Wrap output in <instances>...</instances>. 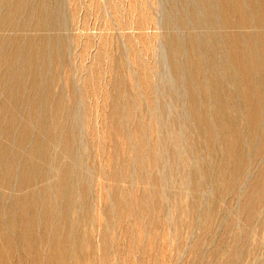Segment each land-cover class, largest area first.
<instances>
[{
  "label": "rangeland",
  "instance_id": "1",
  "mask_svg": "<svg viewBox=\"0 0 264 264\" xmlns=\"http://www.w3.org/2000/svg\"><path fill=\"white\" fill-rule=\"evenodd\" d=\"M230 5L226 0H0V168L11 172L15 189L24 162L44 159L38 169L46 174L37 170L39 176L45 185L55 178L51 184L54 191L60 184L61 194L51 193L53 212L51 191L44 190L28 224H49L54 216L50 224H75L71 232L81 259L71 255L69 264H264V56H259L264 45L243 40L253 59L244 62L246 76L230 60L233 48L224 38L264 34V1L239 0L232 12ZM239 12L252 19L249 27H237ZM37 136L43 141L35 142ZM24 188L6 191L11 218L19 206L13 198ZM31 261L15 253L0 264H41Z\"/></svg>",
  "mask_w": 264,
  "mask_h": 264
},
{
  "label": "bare ground",
  "instance_id": "2",
  "mask_svg": "<svg viewBox=\"0 0 264 264\" xmlns=\"http://www.w3.org/2000/svg\"><path fill=\"white\" fill-rule=\"evenodd\" d=\"M115 1V0H114ZM227 2H230V12H232L235 8H233V7H240L239 6V0H226ZM257 1V0H256ZM264 1V0H263ZM20 2V1H19ZM58 2V1H57ZM9 3H11V2H9ZM18 3V2H17ZM21 3V2H20ZM19 3V4H20ZM29 3V2H28ZM48 3V2H47ZM109 3V2H108ZM24 4V3H23ZM23 4H21V6L23 5ZM25 4H27V3H25ZM24 4V5H25ZM55 4V3H54ZM18 5V4H17ZM112 5V4H111ZM12 6H14V5H12ZM28 6V5H27ZM50 6V5H49ZM52 6V5H51ZM10 7V6H9ZM8 7V8H9ZM24 7H26V6H24ZM12 7H10V9H11ZM29 8H32L31 7V4H30V7ZM28 8V9H29ZM18 9V8H17ZM36 9V8H35ZM40 9H41V7H40ZM39 9V10H40ZM259 9H261V10H263V8H256L255 10H257L258 12H259ZM27 10V9H26ZM37 10V9H36ZM44 10V9H43ZM112 10V9H111ZM184 10V9H183ZM217 10V9H216ZM13 11V10H12ZM22 11V10H21ZM30 11V10H29ZM3 12V11H2ZM17 11H15V13H16ZM20 12V11H19ZM28 12V11H27ZM185 12V11H184ZM189 12V11H188ZM8 13H10V10L8 11ZM13 13V12H12ZM22 13V12H21ZM24 13V12H23ZM22 13V14H23ZM29 13V12H28ZM31 13V12H30ZM42 13H44V12H42ZM223 13H225V12H223ZM226 13H228V12H226ZM250 13V12H249ZM26 14V13H25ZM238 14H240L241 15V17L239 18L240 20H239V25H237V27H240V28H246V27H249V25H250V22L252 21V19L249 17V19L247 18V15H245L246 13L245 12H239ZM11 16H12V14H10ZM9 15V16H10ZM29 15V14H28ZM44 15H45V13H44ZM19 16V15H18ZM41 16L42 15H40L39 17L41 18ZM47 16V15H46ZM258 16V15H257ZM12 18V17H11ZM15 18V17H14ZM185 18H186V16H185ZM5 19V18H4ZM25 19V18H24ZM31 19V18H30ZM35 19V18H34ZM38 19V18H37ZM46 19V18H45ZM52 19V18H51ZM50 19V20H51ZM187 19V18H186ZM39 20V19H38ZM37 20V21H38ZM43 20V19H42ZM48 20V19H47ZM49 20V21H50ZM9 21V20H8ZM19 21H20V19H19ZM36 21V20H35ZM154 21V20H153ZM26 22V21H25ZM40 22V21H39ZM39 22H38V24H39ZM260 22H262V23H264V21H260ZM29 23V22H28ZM198 23V22H197ZM200 23V22H199ZM225 40H227V46H231L232 48H233V50H232V54H231V56H230V60L236 65V66H238L239 68H240V71L241 72H244V74L246 75V76H250V73H249V71H248V69L246 68V66H245V64H244V62L247 60V58L249 59V60H253L252 58H249V57H247L251 52H252V50H251V48L249 47V46H247V44L246 43H244L243 42V40L244 39H250V38H254V40H257V41H259V44H262V46L264 45V34H262V33H260V34H255V35H253V34H251V33H247V31L246 32H242V33H232V34H227L225 37ZM19 39V38H18ZM25 39V38H24ZM27 39V38H26ZM22 40H23V38H22ZM29 40V39H28ZM145 41V40H144ZM19 42V41H18ZM23 42V41H22ZM25 42L27 43V42H29V41H26L25 40ZM32 42V41H31ZM35 42V41H34ZM45 42V41H44ZM47 42V41H46ZM1 43V42H0ZM20 43H21V41H20ZM30 43V42H29ZM52 43V42H51ZM176 43V42H175ZM19 44V43H18ZM33 44V43H32ZM43 44V43H42ZM26 45V44H25ZM24 44L22 45V46H25ZM28 45V44H27ZM177 45H178V43H177ZM18 46V45H17ZM17 46H15V47H17ZM31 46V45H30ZM41 46H43L44 47V45H41ZM47 46V45H46ZM45 46V47H46ZM1 47V46H0ZM4 45H3V50H4ZM20 47V46H19ZM28 47V46H27ZM26 47V48H27ZM34 47V45L32 46V48ZM52 47V46H51ZM36 48V47H35ZM35 48H33V49H35ZM53 48V47H52ZM55 48H56V46H55ZM174 48V47H173ZM2 49V48H1ZM11 49H12V47H10V51H11ZM21 49H22V47H21ZM37 49V48H36ZM40 49V48H39ZM38 49V50H39ZM44 49V48H43ZM162 49V48H161ZM177 49V47L175 48V50ZM183 49V48H182ZM6 50V49H5ZM26 50V49H25ZM51 50V49H50ZM12 51H14V50H12ZM18 51V50H17ZM21 51V50H20ZM24 51V50H23ZM27 51V50H26ZM39 51H41V50H39ZM179 51V50H178ZM33 52V51H32ZM34 52L36 53V51L34 50ZM42 52V51H41ZM58 52V51H57ZM260 52V54H259V56H261V57H263L264 56V51L263 50H261V51H259ZM14 53H16V50H15V52ZM23 53V52H22ZM30 53H31V51H30ZM7 54V53H6ZM12 54H13V52H12ZM36 54H39V53H36ZM3 55V54H2ZM9 55V54H8ZM16 55V54H15ZM27 55V54H26ZM251 55H253V54H251ZM1 56V55H0ZM20 56V55H19ZM40 56V55H39ZM42 56V55H41ZM32 57H35V54H33L32 55ZM45 57H46V55H45ZM12 58H15V57H12ZM22 58H23V56H22ZM30 58H31V56H30ZM37 58V57H36ZM3 59V58H2ZM1 58H0V60H2ZM8 59V58H7ZM42 59V58H41ZM43 59H45V58H43ZM4 60H5V58H4ZM10 60H11V57H10ZM29 60V59H28ZM36 60V59H35ZM38 60H40V59H38ZM192 60V59H191ZM8 61V60H7ZM14 61V60H13ZM12 61V62H13ZM15 61H16V59H15ZM32 61V60H31ZM45 61H46V59H45ZM35 62V61H34ZM37 62V61H36ZM40 62H42L43 63V61H40ZM50 62V61H49ZM176 62V61H175ZM10 63V62H9ZM33 63V62H32ZM11 64V63H10ZM21 64V63H20ZM5 65V64H4ZM4 65H3V67H4ZM13 65V64H12ZM34 65V64H33ZM179 65V64H178ZM251 65H252V63H251ZM11 66V65H10ZM21 65H19V67H20ZM24 66H25V64H24ZM30 66V65H29ZM176 66V65H175ZM181 66V65H180ZM184 66V65H183ZM12 67V70H14L15 68H13L14 66H11ZM23 66H21L20 68H22ZM178 67V66H177ZM30 68V67H29ZM36 67L34 66V69H32L33 71H35L36 69H35ZM39 68V67H38ZM38 68H37V70H38ZM45 68H46V66H45ZM51 68V67H50ZM4 69H6L5 67H4ZM3 69V70H4ZM19 69V68H18ZM256 69V68H255ZM2 70V69H1ZM44 70V69H43ZM49 70V69H48ZM180 70V69H179ZM8 71V70H7ZM10 71H11V69H10ZM16 71V73H17V70H15ZM28 71V70H27ZM40 71V70H39ZM35 72H37V71H35ZM43 72V71H42ZM45 72V71H44ZM1 73V72H0ZM11 73V72H10ZM12 73H14V72H12ZM22 73V72H21ZM32 73V72H31ZM25 74V73H24ZM38 75H39V73H37ZM12 75V74H11ZM16 75V74H15ZM15 75H12V76H15ZM26 75H28V74H26ZM34 75V74H33ZM37 75V76H38ZM42 75H44L43 73H41L40 74V76H42ZM4 76H8L6 73H5V75ZM9 76H10V74H9ZM23 77V76H22ZM36 77V76H35ZM203 77V76H202ZM4 78V77H3ZM9 78V77H8ZM15 79H17V76H15L14 77ZM24 79H25V77H23ZM38 78H39V76H38ZM43 78V77H42ZM41 78V79H42ZM7 79V78H6ZM19 79H21V78H19ZM29 79V78H28ZM36 79V78H35ZM2 80V79H1ZM0 80V81H1ZM4 80V79H3ZM13 80V82L15 81L14 79H12ZM11 80V81H12ZM26 80H27V78H26ZM10 81V82H11ZM21 81H23L22 79H21ZM36 81V80H35ZM195 81V80H194ZM261 81V80H260ZM3 82V81H2ZM2 82H1V84H2ZM5 82V81H4ZM18 82V81H17ZM30 82V81H29ZM34 82V81H33ZM23 83H24V81H23ZM27 84H28V82H26ZM31 83V82H30ZM29 83V84H30ZM43 82H41V84H42ZM196 83V82H195ZM5 84V83H4ZM7 84V83H6ZM10 84H12V82L10 83ZM33 84V83H32ZM35 84H38V82L36 83L35 82ZM9 85V84H8ZM18 85H19V83H18ZM22 85V84H21ZM2 86H4V85H2ZM20 86V85H19ZM39 86V85H38ZM153 86V85H152ZM23 87V86H22ZM31 87V86H30ZM41 87H43V86H41ZM203 87V86H202ZM21 88V87H20ZM1 89V88H0ZM21 89H23V88H21ZM20 89V90H21ZM26 89H28V88H26ZM214 89V88H213ZM30 90V89H29ZM40 90V89H39ZM5 91V90H4ZM10 91H12V89L11 90H9V92ZM26 91V90H25ZM31 91V90H30ZM35 91V90H34ZM36 91H38L37 89H36ZM42 91V90H41ZM144 91V90H143ZM259 91V90H258ZM2 92V91H1ZM7 92V91H6ZM5 92V93H6ZM16 92V91H15ZM15 92H11V93H15ZM23 92V91H22ZM27 92V91H26ZM29 92V91H28ZM28 92H27V94H28ZM39 92V91H38ZM208 92V91H207ZM263 92V91H262ZM4 93V92H3ZM31 93V92H30ZM7 94H9L10 95V93H7ZM12 94V95H13ZM35 94V93H34ZM37 94V93H36ZM44 94V93H43ZM53 94V93H52ZM19 95V94H18ZM41 95V94H40ZM5 96H7V95H5ZM11 96V95H10ZM20 96H22V95H19V97ZM30 96V95H29ZM28 96V97H29ZM13 97H15V96H13ZM18 97V98H19ZM23 97H25V96H23ZM149 97V96H148ZM196 97V96H195ZM194 97V98H195ZM9 98V97H8ZM17 98V99H18ZM30 98V97H29ZM32 98V97H31ZM30 98V99H31ZM12 99H14V98H12ZM16 99V98H15ZM16 99V100H17ZM19 99H22V98H19ZM18 99V100H19ZM24 99V98H23ZM35 99V98H34ZM47 99V98H46ZM3 100H6V99H3ZM16 100H15V102H14V104H17L16 103ZM28 100V99H27ZM114 100V99H113ZM23 101V100H22ZM22 101H21V103H22ZM31 101V100H30ZM29 101V102H30ZM50 101V100H49ZM48 101V102H49ZM11 102H13V101H11ZM24 102V101H23ZM34 102V101H33ZM52 102V101H51ZM58 102H60V101H58ZM57 102V103H58ZM0 104H2V103H0ZM4 104H6V103H4ZM3 104V105H4ZM26 104H27V102H26ZM25 103L24 104H22V105H24V107H25V105H26ZM34 104V103H33ZM43 104V103H42ZM46 104H49V103H46ZM54 104V103H53ZM8 105V104H7ZM6 105V106H7ZM13 105V103L11 104V106ZM21 105V104H20ZM20 105L18 106V107H20ZM29 105V104H28ZM32 105V104H31ZM35 105V104H34ZM45 105V104H44ZM57 105V104H56ZM55 105V106H56ZM5 106V107H6ZM15 106V105H14ZM33 106V105H32ZM48 106V105H47ZM53 106V105H52ZM62 106V105H61ZM15 107H17V106H15ZM23 107V106H22ZM31 107V106H30ZM38 107H39V105H38ZM3 108V107H2ZM27 109H28V106L26 107ZM25 108V109H26ZM52 108V107H51ZM58 108V107H57ZM214 108V107H213ZM264 108V107H263ZM5 109V108H4ZM13 109V108H12ZM29 109H31V108H29ZM61 109V108H60ZM233 109V108H232ZM6 110V109H5ZM15 110H17L18 111V108L17 109H15ZM20 110L22 111V109L20 108ZM49 110H50V108H49ZM0 111H2V109L0 110ZM9 111V110H8ZM12 111V110H11ZM25 111V110H24ZM32 111H35V110H32ZM51 111V110H50ZM57 111V110H56ZM62 111V110H61ZM5 112V111H4ZM19 112V111H18ZM17 112V113H18ZM60 112V111H59ZM10 113V112H9ZM26 113H28V112H26ZM31 113L32 112H30V115H31ZM2 114V113H1ZM5 114V113H4ZM10 114H12V113H10ZM44 114V113H43ZM67 114V113H66ZM236 114V113H235ZM6 115V114H5ZM4 115V116H5ZM29 114H27V116H28ZM42 115V114H41ZM49 115V114H48ZM218 115V114H217ZM2 116V115H1ZM0 116V117H1ZM9 116V115H8ZM14 116V115H13ZM16 116H18V114L16 115ZM45 116V115H44ZM57 116V115H56ZM63 116V115H62ZM61 116V117H62ZM215 116V115H214ZM260 116V115H259ZM7 117V116H6ZM10 117V116H9ZM127 117V116H126ZM1 118H3V117H1ZM26 118V117H25ZM29 118V117H28ZM31 118H33V117H31ZM31 118H29V120L31 119ZM72 118V117H71ZM63 119H65V118H63ZM3 120V119H2ZM12 120V118H10V120H8V121H11ZM26 120V119H25ZM35 120V119H34ZM37 120H38V118H37ZM39 120H42V119H39ZM44 120V119H43ZM53 120V119H52ZM67 120H68V118H67ZM121 120V119H120ZM5 121H7V120H5ZM5 121H4V123H5ZM17 121H19V120H17ZM58 122H60L59 120H57ZM3 122V121H2ZM23 122H24V120H23ZM26 122V121H25ZM27 122H29L28 120H27ZM32 122V121H31ZM43 122V121H42ZM56 122V121H55ZM61 122H66V121H61ZM70 122V121H69ZM152 122V121H151ZM187 122V121H186ZM33 123V122H32ZM104 123V122H103ZM6 124V123H5ZM5 124H3V125H5ZM7 124H8V122H7ZM10 124V123H9ZM8 124V125H9ZM12 124V123H11ZM10 124V125H11ZM15 124H16V122H15ZM29 124H30V122H29ZM44 124V123H43ZM244 124V123H243ZM23 125H24V123H23ZM28 125V124H27ZM34 125V124H33ZM38 125H40L39 123H38ZM60 125V124H59ZM64 125V124H63ZM2 126V125H1ZM30 126V125H29ZM46 126V125H45ZM50 126V129H51V124L49 125ZM54 126V125H53ZM58 126V125H57ZM6 127H8L7 125H6ZM10 127V126H9ZM19 127H23V126H19ZM41 128H43L42 126H40ZM4 128V127H3ZM25 128H26V125H25ZM49 128V127H48ZM58 128V127H57ZM62 128V127H61ZM60 128V129H61ZM1 129V128H0ZM7 129V128H6ZM6 129H4L5 131H6ZM15 129V128H14ZM14 129H11V130H14ZM24 129V128H23ZM27 129V128H26ZM25 129V130H26ZM45 129H47V127H45ZM45 129H42L43 131L45 130ZM66 129V128H65ZM233 129V128H232ZM21 129H19V131H20ZM24 130V132H26ZM48 130V129H47ZM64 130V129H63ZM239 130V129H238ZM2 131V130H1ZM0 131V132H1ZM9 131V130H8ZM17 131H18V129H17ZM29 131H31V128H30V130ZM60 131V130H59ZM58 131V132H59ZM4 132V131H3ZM2 132V133H3ZM7 132V131H6ZM23 131L21 132V133H24ZM45 132H47V131H45ZM61 132V131H60ZM5 133V132H4ZM11 133H13V132H11ZM11 133H9L8 132V134H10L11 135ZM18 133H20V132H18ZM20 133V135L22 136V138H23V135H25V134H21ZM28 133H31V132H28ZM52 134H53V132H51ZM55 133V132H54ZM57 133V132H56ZM193 133V132H192ZM33 134V133H32ZM34 134H36L35 132H34ZM41 134V133H40ZM63 134V133H62ZM71 134V133H70ZM249 134V133H248ZM26 135H28V134H26ZM31 135V134H30ZM29 135V136H30ZM43 135H45V137L47 138V135L44 133ZM42 135V136H43ZM109 135V134H108ZM151 135V134H150ZM12 136H13V134H12ZM19 136V135H18ZM20 136V137H21ZM136 136V135H135ZM7 137H9V135L7 136ZM25 137V136H24ZM27 137V136H26ZM33 137H35V136H33ZM39 136H37V138H36V140H35V142H37V139L39 140V138H38ZM57 137V136H56ZM69 137V136H68ZM141 137V136H140ZM18 138V137H17ZM22 138H21V140H22ZM29 138V137H28ZM71 138V137H70ZM1 139V138H0ZM25 139V138H24ZM42 139V138H41ZM41 139L39 140V141H41ZM52 139V138H51ZM57 139H59L58 137H57ZM13 140V139H12ZM11 139L10 140H8L9 142H7V143H12V142H10V141H12ZM16 140V142H17V139H15ZM29 140H30V138H29ZM46 139H44V141H45ZM48 140V139H47ZM69 140V139H68ZM92 140V139H91ZM108 140H110V139H108ZM125 140V139H124ZM136 140V139H135ZM32 141H33V138H32ZM38 141V142H39ZM43 141V140H42ZM41 141V142H42ZM49 141V140H48ZM61 141H62V139H61ZM73 141V140H72ZM76 141V140H75ZM123 141V140H122ZM199 141V140H198ZM21 142V141H20ZM29 142V141H28ZM34 142V141H33ZM40 142V143H41ZM51 142V141H50ZM55 141H53V143H54ZM104 142H105V140H104ZM142 142V141H141ZM4 143V142H3ZM25 144H28L27 142H24ZM44 143V142H43ZM52 143V144H53ZM65 143H66V141H65ZM122 143V142H121ZM121 143H120V145H121ZM125 143V142H124ZM203 143V142H202ZM6 144V143H5ZM21 144V143H20ZM20 144H18V145H20ZM23 144V143H22ZM25 144H24V146H25ZM55 144V143H54ZM67 144V143H66ZM69 144V143H68ZM110 144V143H109ZM137 144V143H136ZM9 145V144H8ZM18 145H17V147H18ZM29 146H30V144H28ZM38 145V143L37 144H35V146H37ZM43 145V144H42ZM46 145H47V142H46ZM71 145V144H70ZM2 146H4L3 144H2ZM6 146H7V144H6ZM22 146V145H21ZM28 146V149L30 148ZM34 146V145H33ZM72 146V145H71ZM71 146H70V149H71ZM75 146V145H74ZM74 146H73V148H74ZM137 146V145H136ZM151 146V145H150ZM244 146V145H243ZM16 147V148H17ZM38 147V149H39V147H40V145H38L37 146ZM42 147V146H41ZM67 147V146H66ZM65 147V148H66ZM7 148H8V146H7ZM15 148V149H16ZM33 148H36V147H33ZM43 148V147H42ZM41 148V149H42ZM51 148V147H50ZM49 148V149H50ZM64 148V149H65ZM72 148V149H73ZM197 148V147H196ZM23 149V148H22ZM26 149V148H25ZM37 149V148H36ZM44 149H45V147H44ZM44 149H43V151L42 152H44ZM58 149V148H57ZM108 149V148H107ZM142 149V148H141ZM9 150V149H8ZM17 150H18V148H17ZM21 150V149H20ZM27 150V149H26ZM30 150H31V148H30ZM29 150V151H30ZM47 150V149H46ZM68 149H66V151H67ZM171 150V149H170ZM24 151V150H23ZM32 151H34V150H32ZM40 151V150H39ZM73 151H75V150H73ZM136 151V150H135ZM22 151H20V153H21ZM27 152V151H26ZM25 152V153H26ZM31 152V151H30ZM37 152V151H36ZM35 152V155L37 154ZM70 152V151H69ZM72 152V151H71ZM70 152V153H71ZM201 152V151H200ZM0 153H3V151L1 152L0 151ZM10 153H11V151H10ZM16 153V152H15ZM39 153H41V152H39ZM53 153V152H52ZM74 153V152H73ZM72 153V154H73ZM142 153V152H141ZM5 154V153H4ZM8 154V153H7ZM7 154H5V156L7 155ZM22 154H23V152H22ZM31 155H33L32 153H30ZM47 154H48V152H47ZM39 155V154H38ZM37 155V156H38ZM44 155H46V154H44ZM57 155V154H56ZM138 155V154H137ZM146 155V154H145ZM211 155V154H210ZM2 156H3V154H2ZM12 156V155H11ZM16 155H14L13 157H15ZM39 156H42V155H39ZM47 156V155H46ZM58 156V155H57ZM57 156H55V158H57ZM184 156V155H183ZM4 157V156H3ZM7 157V156H6ZM19 157H20V155H19ZM45 157V156H44ZM48 157V156H47ZM46 157V159H47V161H48V158ZM54 157V156H53ZM139 157V156H138ZM212 157V156H211ZM8 158V157H7ZM17 158V157H16ZM21 158V157H20ZM19 158V159H20ZM37 158V157H36ZM39 158L40 157H38V160H35V156H34V160H32V161H25L24 159V170H23V172H22V177H21V175H20V179L19 180H17L18 182H17V184H16V186H15V189L13 188L14 186H13V184L11 185V183H10V180H11V178H12V174H11V172L8 170V169H5L4 167V165H2V167L3 168H0V261H2V260H4V259H6V258H8V257H10L11 255H13V254H17V255H19L20 257H21V259H31L32 261L34 260L35 262L36 261H40L41 262V264H69V258L71 257V255H74L75 254V257L74 258H79L80 256H79V254L80 253H78V251L76 250V243L78 242H75V240H76V237L74 236L73 237V234L74 233H72L71 232V227H73V226H71V224L69 223V224H67V223H65V224H56V223H54V224H50V222H52V220L55 218V216H54V218L52 219V220H48L49 221V224H28L29 222H31L33 219L30 217V213H32V208H33V205L34 204H38L37 202L35 203V201L36 200H38V199H41L40 197H41V193H42V195H44V190H45V193H46V191L48 192V191H51L50 192V195H49V193L47 194V195H49L48 197H51V193H53V191H54V189H53V185L51 184L52 183V181L53 180H55V178L51 181V179H50V182L51 183H49V184H47V185H45V178L44 177H41L42 179H43V181H41L40 179V174H39V171H37V170H40V169H38L39 168V165L38 164H41V163H39V161H41V159L42 160H44L43 158H41L40 160H39ZM50 158H52V157H50ZM6 159V158H5ZM13 159V158H12ZM18 159V160H19ZM30 159H31V157H30ZM72 159V158H71ZM256 159V158H255ZM1 160V159H0ZM3 160H4V158H3ZM21 160V159H20ZM19 160V161H20ZM51 160V159H50ZM88 160V159H87ZM264 160V159H263ZM2 161V160H1ZM0 161V162H1ZM5 161V160H4ZM3 161V162H4ZM8 161H9V159H8ZM13 160H11V162H12ZM57 161V160H56ZM73 161V160H72ZM103 161H104V159H103ZM234 161H235V159H234ZM233 161V162H234ZM18 162V161H17ZM46 162V160L44 161V163ZM53 162V161H52ZM105 162V161H104ZM5 163V162H4ZM3 163V164H4ZM9 163V162H8ZM13 163V162H12ZM20 163H22V161L20 162ZM6 164H7V161H6ZM15 164V163H14ZM47 164V163H46ZM45 164V165H46ZM53 164V163H52ZM55 164V163H54ZM57 164V163H56ZM217 164V163H216ZM16 165V164H15ZM44 165V164H43ZM43 165H42V167H41V169L42 168H44L45 167V165H44V167H43ZM175 165V164H174ZM7 166H9V165H7ZM10 166H11V164H10ZM18 166V165H17ZM48 166V164L46 165V167ZM70 166V165H69ZM75 166V165H74ZM218 166V165H217ZM12 167H13V165H12ZM45 167V168H46ZM56 167V166H55ZM191 167V166H190ZM51 168V167H50ZM57 168V167H56ZM16 169V168H15ZM47 169H49V168H47ZM65 169V168H64ZM63 169V170H64ZM109 169V168H108ZM14 170V169H13ZM55 171H56V169H54ZM53 170V171H54ZM62 170V169H61ZM69 170V169H68ZM72 170V169H71ZM74 170V169H73ZM20 171V170H19ZM18 170L16 171V173L17 172H19ZM22 171V170H21ZM42 173H44L43 172V169L42 170H40ZM49 171V170H48ZM52 171V170H51ZM58 172H59V170H58ZM63 172V171H62ZM73 172V171H72ZM251 172V171H250ZM12 173H14V172H12ZM37 173H38V175H37ZM49 173V172H48ZM47 173V174H48ZM52 173V172H51ZM55 173V172H54ZM53 173V174H54ZM19 173H17V175H18ZM44 174H46V173H44ZM61 174V173H60ZM72 174V173H71ZM77 174V173H76ZM127 174V173H126ZM57 175V174H56ZM62 175V174H61ZM65 175V174H64ZM41 176H43V175H41ZM45 176V175H44ZM47 176V175H46ZM50 176H53V175H51L50 174ZM60 176V175H59ZM84 176V175H83ZM47 177H49V176H47ZM73 177V176H72ZM72 177L70 176V178L72 179ZM81 177V176H80ZM13 178H15V176L13 177ZM18 178V177H17ZM58 178V177H57ZM56 178V179H57ZM63 178V177H62ZM61 178V179H62ZM64 179V178H63ZM67 179H68V177H67ZM67 179H66V181H67ZM99 179V178H98ZM46 180H49V179H46ZM251 180V179H250ZM74 181V180H73ZM102 181V180H101ZM193 181V180H192ZM16 182V181H15ZM76 182V181H75ZM75 182H73L72 184H74ZM62 183V182H61ZM66 183V182H65ZM68 183V182H67ZM84 183V182H83ZM40 184H41V186H42V184H43V188H40V189H38V191H34L33 190V188H34V186H37V188H38V185L40 186ZM69 184H71V183H69ZM71 184V185H72ZM82 184V183H81ZM54 185H55V183H54ZM70 185V186H71ZM79 185V184H78ZM109 185V184H108ZM23 186H25V188H24V190L26 189V191H24L23 192V190H22V194L21 195H19V194H17V195H19L18 197H16V198H13V200L15 201V200H17L16 202L18 203L19 202V206H17L18 207V211H17V214L18 215H16L17 217H15V218H11L10 216V212H11V210H12V208H11V206H10V203L8 204L7 203V201L9 200V198H8V196L10 195H7V193H6V191L7 190H10V191H12L13 189V194H15L14 193V191L15 190H17V192H18V190H20L21 188H23ZM33 186V188L31 189V191L29 190L31 187ZM40 186V187H41ZM57 185H55L54 187H56ZM58 186H61L60 184H58ZM58 186H57V190H58ZM62 186H63V184H62ZM69 186V187H70ZM74 186V185H73ZM123 186V185H122ZM46 187V189H44ZM64 187V186H63ZM67 187V186H66ZM36 188V187H35ZM61 188V187H60ZM68 188V187H67ZM66 188V189H67ZM71 188H72V186H71ZM74 188V187H73ZM198 188V187H197ZM222 189V188H221ZM55 190H56V188H55ZM56 190V191H57ZM56 191H54V193H53V196H54V194H55V192ZM61 191H62V189H61ZM70 191V190H69ZM16 192V191H15ZM58 192H60L59 190H58ZM18 193H20V191L18 192ZM65 193V192H64ZM68 193V192H67ZM104 193V192H103ZM237 193V192H236ZM58 194H61V192L60 193H58ZM63 194V193H62ZM66 194V193H65ZM12 195V194H11ZM67 195H69L70 196V193L69 194H67ZM135 195V194H134ZM13 196V195H12ZM55 196H58V195H55ZM64 196V195H63ZM66 196V195H65ZM133 196V195H132ZM48 197H45V198H48ZM60 197H62V196H60ZM67 197V196H66ZM52 198H54V197H51V199H48V203H49V206L51 207L52 205H51V202H52ZM64 198V197H63ZM67 198H69V197H67ZM67 198H66V200L65 201H68L67 200ZM10 199H12V197L10 198ZM55 199V198H54ZM12 200V201H13ZM42 200V199H41ZM47 200V199H46ZM45 200V201H46ZM63 200V199H62ZM12 201H10V202H12ZM43 201V200H42ZM56 200H54V202H55ZM65 201H63V203L65 202ZM71 202V201H70ZM70 202H68V204L70 203ZM13 203H15V202H13ZM6 204H8L7 205V207H6ZM12 204V203H11ZM43 204V203H42ZM67 204V203H66ZM67 204V205H68ZM15 205V204H14ZM45 205V204H44ZM43 205V206H44ZM54 205H56V204H54ZM71 205V204H70ZM73 205V204H72ZM39 206H40V204H39ZM39 206H37V207H39ZM49 206H48V208H49ZM59 206H61V205H59ZM185 206V205H184ZM16 207V208H17ZM35 207V206H34ZM41 207H42V205H41ZM70 207V206H69ZM97 207V206H96ZM142 207V206H141ZM42 208H44V207H42ZM48 208L46 207V210H47V212L48 211H50V209L48 210ZM52 208H53V210L55 209L54 208V206H52ZM57 208V207H56ZM62 208V207H61ZM65 208H68V207H65ZM102 208V207H101ZM63 209V208H62ZM71 209V208H70ZM70 209H67V211L69 210L70 211ZM34 210V209H33ZM36 210L37 209H35V212H36ZM57 210H60V207L59 208H57ZM56 210V211H57ZM42 211H45V209L44 210H42ZM62 211V210H61ZM60 211V212H61ZM66 211V212H67ZM69 211L67 212L68 213V215L70 214L69 213ZM34 212V211H33ZM53 212H55V210L53 211ZM132 212V211H131ZM57 213V212H56ZM55 213V214H56ZM59 213V212H58ZM65 213V212H64ZM67 213H66V216H67ZM203 213V212H202ZM16 214V213H15ZM35 214V213H34ZM33 214V215H34ZM38 214V213H37ZM41 214V213H40ZM61 214L63 215V212H61ZM160 214V213H159ZM47 215V214H46ZM54 214L52 213V216H53ZM57 215V214H56ZM152 215V214H151ZM13 216V215H12ZM35 216H36V214H35ZM34 216V217H35ZM45 216V215H44ZM48 216V215H47ZM46 216V217H47ZM50 216V215H49ZM100 216V215H99ZM40 217V216H39ZM41 217H43V215H41ZM40 217V218H41ZM95 217V216H94ZM18 219V223L17 224H10V223H12L15 219ZM49 218V217H48ZM50 218H51V216H50ZM60 218V222H62V216H60L59 217ZM134 218V217H133ZM16 219V220H17ZM34 219H36L37 220V216H36V218H34ZM43 218H41V220H42ZM44 219H45V217H44ZM35 220V221H36ZM5 221H7V224L5 223ZM19 221H20V224H19ZM37 221H39V220H37ZM45 221V220H44ZM43 221V222H44ZM58 221V220H57ZM65 221H66V219H65ZM68 221V220H67ZM66 221V222H67ZM179 222V221H178ZM46 223V222H45ZM101 223V222H100ZM99 223V224H100ZM98 224V223H97ZM77 225V224H76ZM81 225V224H80ZM79 225V226H80ZM83 225V224H82ZM93 225V224H92ZM85 227H87L88 228V230H89V224H88V226L87 225H85ZM91 227V226H90ZM97 227V226H96ZM95 227V228H96ZM100 227H101V224H100ZM104 227H105V224H104ZM80 228H82V227H80ZM98 228V227H97ZM76 229L78 230L79 228L76 226ZM105 229V228H104ZM104 229H101L102 231H100V232H102L103 233V230ZM82 230H83V228H82ZM91 228H90V232H91ZM108 230V229H107ZM118 230V229H117ZM76 232H78V231H76ZM80 232H81V230H80ZM89 232V231H88ZM89 232V233H90ZM93 232V231H92ZM128 232V231H127ZM83 233V232H82ZM85 233V232H84ZM94 233V232H93ZM81 234V233H80ZM80 234H78L79 236H80ZM97 234L99 235V233L97 232ZM109 234V233H108ZM75 235V234H74ZM77 235V234H76ZM85 234H83V236H84ZM93 235V234H92ZM95 235V234H94ZM111 235V234H110ZM172 235V234H171ZM89 236H90V234H89ZM101 236V235H100ZM86 237V236H85ZM106 237V236H105ZM121 237V236H120ZM123 237V236H122ZM75 238V239H74ZM80 238L81 237H79L78 238V240H80ZM89 238L90 237H88V240H89ZM100 238H103V237H100ZM107 238V237H106ZM95 239V238H94ZM97 239H98V236H97ZM105 239V238H104ZM104 239H102V240H104ZM115 239V238H114ZM122 239H124V238H122ZM81 240H83V237L81 238ZM101 240V239H100ZM106 240V239H105ZM131 240V239H130ZM85 241V240H84ZM119 241V240H118ZM129 241V240H128ZM132 241V240H131ZM139 241V240H138ZM137 241V242H138ZM88 242V244H89V241H87ZM86 242V243H87ZM92 242V241H91ZM104 242V241H103ZM163 242V241H162ZM82 243V242H81ZM93 243V242H92ZM123 243V242H122ZM166 243V242H165ZM97 244H99L98 242H97ZM116 244H118V243H116ZM78 245H80V244H78ZM83 245H84V242H83ZM129 245V244H128ZM131 245V244H130ZM82 246V245H81ZM86 246H89V245H87L86 244ZM92 246V245H91ZM95 246V245H94ZM99 246V245H98ZM103 246H106V245H103ZM138 246V245H137ZM80 247V246H79ZM100 247H101V244H100ZM117 248H120V247H118V245L116 246ZM150 247V246H149ZM161 247V246H160ZM73 248L75 249V250H73ZM77 248H78V246H77ZM82 248V247H81ZM99 248V247H98ZM115 248V247H114ZM122 248V247H121ZM128 248V247H127ZM129 248H132V247H130L129 246ZM110 249V248H109ZM163 249V248H162ZM115 250H116V248H115ZM119 250V249H118ZM118 250H116L117 252H118ZM98 251V250H97ZM104 251H106L105 249H104ZM121 251V250H120ZM80 252V251H79ZM107 252H109L108 250H107ZM98 253V252H97ZM111 253H112V251H111ZM111 253H108V254H111ZM119 253V252H118ZM107 254V253H106ZM103 255H104V253H103ZM120 255H121V253H120ZM83 256V255H82ZM109 256V255H108ZM42 257V258H41ZM95 257V256H94ZM104 257V256H103ZM107 257V256H106ZM122 257H123V255H122ZM86 258V257H85ZM93 258V257H92ZM97 258V257H96ZM163 258V257H162ZM11 259V258H10ZM80 259H81V257H80ZM154 259V258H153ZM86 260V259H85ZM94 260V259H93ZM147 260V259H146ZM9 261V260H8ZM32 261H31V263H32ZM74 261V260H73ZM71 261V264L72 263H75V264H79V262H77V261H79V260H76V261ZM88 261H89V259H88ZM91 261V260H90ZM221 261V260H220ZM93 262V261H92ZM82 263V262H81ZM123 263V262H122ZM153 263V262H152ZM11 264V263H10ZM27 264V263H26ZM93 264H94V262H93ZM133 264V263H132ZM142 264V263H141Z\"/></svg>",
  "mask_w": 264,
  "mask_h": 264
}]
</instances>
